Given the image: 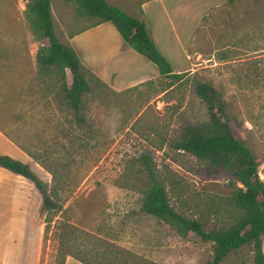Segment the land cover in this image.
Segmentation results:
<instances>
[{
	"label": "rangeland",
	"instance_id": "obj_1",
	"mask_svg": "<svg viewBox=\"0 0 264 264\" xmlns=\"http://www.w3.org/2000/svg\"><path fill=\"white\" fill-rule=\"evenodd\" d=\"M29 1L0 0V132L6 138L0 155L28 165L53 186L61 210L38 214L32 184L0 169V254L4 244H17L9 264H58L56 233L64 231L66 250L89 264H203L211 256L209 243L192 233L180 238L140 212L146 178L136 160L148 156L178 214L200 220L204 230L228 220L230 178L171 146L184 126L207 119L194 86L208 83L219 92L225 115L234 118L232 128L255 156L264 184V0H163L174 31L160 40L162 57L182 78L161 76L135 53L120 54L110 68L115 79L146 80L114 92L89 71L80 121L55 77L36 73L35 53L46 41L35 38L23 19ZM139 1L110 0L133 14ZM50 15L65 45L93 22L77 17L63 0L50 1ZM165 16L152 6L148 26ZM184 30L190 33L180 38L184 52L174 51L172 37ZM165 31L160 25L158 36ZM260 240L264 255V235ZM220 264H252L250 247L230 252Z\"/></svg>",
	"mask_w": 264,
	"mask_h": 264
},
{
	"label": "trees",
	"instance_id": "obj_2",
	"mask_svg": "<svg viewBox=\"0 0 264 264\" xmlns=\"http://www.w3.org/2000/svg\"><path fill=\"white\" fill-rule=\"evenodd\" d=\"M50 1L30 0L22 13L32 35L46 41V46L39 47L35 53L36 73L38 76L55 77L59 94L76 116V121H80L77 112L82 96L89 89L87 79L92 74L82 65L74 50L69 45L61 44L56 38L50 15ZM63 1L73 6L77 17L92 19L90 27L110 23L121 41L153 64L161 76L176 80L182 78V74L172 73L141 20L128 16L104 0ZM65 71L69 74V83L66 82ZM98 82L104 86L101 81ZM194 92L206 109L207 119L195 125L184 126L171 146L174 150L187 153L205 163L209 171L219 169L220 173L230 178L228 188L231 192L225 199L226 211H229L228 220L204 230L200 220L186 218L175 212L168 204L164 187L158 181L147 155H141L136 160L140 173L146 178L139 192V210L144 215L173 227L180 238L185 239L192 233L202 242L209 243L211 256L203 264H220L230 252L245 245L251 249L252 264H264L260 240L264 235V184L257 176L255 156L235 134L231 124L234 118L225 115L219 92L210 84L202 82L195 83ZM12 142L16 144L13 139ZM0 169L32 184L40 198L38 214L60 212L61 207L55 199L56 189L41 181L28 165L0 155ZM43 224L45 231L47 222ZM57 229L60 230L61 227ZM56 234L60 241L56 250L58 264H63L67 256L82 264H89L66 250L64 231L61 235Z\"/></svg>",
	"mask_w": 264,
	"mask_h": 264
},
{
	"label": "crops",
	"instance_id": "obj_3",
	"mask_svg": "<svg viewBox=\"0 0 264 264\" xmlns=\"http://www.w3.org/2000/svg\"><path fill=\"white\" fill-rule=\"evenodd\" d=\"M108 5L114 6L120 10H122L125 14L130 17L136 18L141 20L146 28V31L151 38L154 46L156 47L157 51L165 57L162 50V41H165L166 37L170 36V32L174 31V24L173 20L169 14V11L166 9L165 2L163 0H141L139 1L138 5L136 6V11L138 14H133L130 10H124L120 8V6L111 3L110 0H104ZM152 6H159L161 8V12L166 14L164 17L165 19L162 20L160 24L157 22L155 25H152L151 28L148 26L146 18L148 16V11ZM164 23V25H162ZM160 25L164 30L167 29L168 35L166 36H158L157 32L160 31ZM189 31V30H188ZM183 31L180 32L179 36L175 31V36L172 37L174 51L184 52V44L180 42V38L188 37L189 32ZM166 34V33H165ZM170 39V38H169ZM66 44L69 45L76 55L78 56L82 65L88 69L99 81L108 85L109 88L114 91L118 92L125 88H129L135 85L140 84L144 80H146L147 76L139 75L131 80H125L120 77L115 79L116 72L111 70V64L113 61L120 55V54H132L134 53L130 50L119 38L115 30L112 28L110 23H103L99 24L94 27H89L84 29L80 32L73 33L69 39H67ZM183 50V51H182ZM136 54V53H135ZM138 55V54H137ZM173 73V72H172ZM110 76L112 77L110 79ZM2 132H0V143L5 145L6 138ZM11 143V142H10ZM13 144V143H12ZM15 146V144H13ZM1 153V152H0ZM8 156V155H6ZM5 248L3 247L1 252L2 256H0V264H9L11 251L18 249L17 244H4ZM21 249V247H20ZM0 254V255H1ZM9 258V259H8ZM63 264H82L72 257L67 256L64 259Z\"/></svg>",
	"mask_w": 264,
	"mask_h": 264
}]
</instances>
